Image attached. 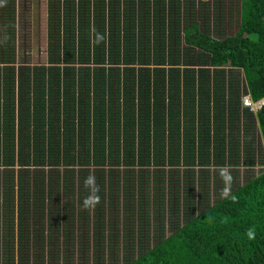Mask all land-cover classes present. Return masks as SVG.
Returning <instances> with one entry per match:
<instances>
[{
    "label": "trees",
    "instance_id": "16d2710c",
    "mask_svg": "<svg viewBox=\"0 0 264 264\" xmlns=\"http://www.w3.org/2000/svg\"><path fill=\"white\" fill-rule=\"evenodd\" d=\"M241 1L48 0L47 63L18 68L25 11L0 0V264H264V106L242 100L264 99V0Z\"/></svg>",
    "mask_w": 264,
    "mask_h": 264
},
{
    "label": "rangeland",
    "instance_id": "374dc122",
    "mask_svg": "<svg viewBox=\"0 0 264 264\" xmlns=\"http://www.w3.org/2000/svg\"><path fill=\"white\" fill-rule=\"evenodd\" d=\"M18 4H17V22H18V18H19V14L21 12V8L25 11V18H26V22H27V34H25L26 36V43L23 45H20V30L18 29V42H17V47H16V54H17V59H16V63L18 65V68L20 67V61L23 58H27L28 61L32 64V65H40L43 63H47V56H48V45H49V37H48V31H49V22H48V0H18ZM22 2V6L21 7V2ZM212 2V1H211ZM201 4V2H200ZM213 6V5H211ZM248 9V5L244 3V1L240 0V17L241 19L244 18L246 11ZM199 11V10H198ZM21 21V18H20ZM22 23V21L20 22ZM19 24V22H18ZM211 51V50H209ZM248 101H250V97H248ZM249 103V102H248ZM264 106V99L261 100L260 102L256 103V107L257 108H262ZM251 135L254 137V141L256 143L255 146V151H254V160L256 162V165L252 168H248V170L250 171H254L256 173L261 172L264 169V142H262V140L260 139V135H259V130L257 128H253L251 130ZM242 137L244 136V134H242ZM244 138V137H243ZM243 143H241L242 145ZM239 154H240V161H241V166H237L235 165H231V163H229L230 165H228L227 167H217L216 164H213L212 167H209V171H210V184H211V196L212 194L215 192V179L216 177H218V180L221 183V186L226 184V193H229V183H230V176H231V172L233 170H237L240 172V178L238 181L243 182V177L246 174V170L247 168L244 165V161L246 158L245 155V151L243 149L242 146H240V150H239ZM183 168H181L182 170ZM201 167L197 166L196 167V183H197V195L201 194L202 188L200 186V183L204 180L201 179V177L199 176L200 174V170ZM219 170H222L224 173L216 175L217 172H220ZM234 177L236 179H238V175L234 174ZM154 190L151 188V190H149L148 193H150V196H152V193ZM197 199H199V196L197 197ZM58 203V202H57ZM125 202H121V206H120V210H118V212L120 213L121 216H123L124 212V208L123 206ZM152 203V202H151ZM155 209V204H151V211H153ZM80 210V209H79ZM165 223H166V227H167V233L169 234L171 232L170 230V215L171 213L169 212V208H168V203H166V207H165ZM154 212V211H153ZM138 226L139 224L137 223L136 226V230H138ZM8 228V226L2 221V219L0 220V261L3 262V260H5V255H6V240L4 238L5 236V228ZM94 227V222L92 220V225L90 226L91 231L87 234V236H81L80 240H83V244H84V248L85 251L89 248L90 246V260L93 262V253L95 251V244L98 243V238L94 237L93 238V232L95 231V227L94 229L92 228ZM118 227L123 230V226L122 224H118ZM15 231V240L18 243V227H16L14 229ZM156 232V224H155V220L152 219L151 221V234H155ZM49 235V231L48 233H46V235ZM47 235V236H48ZM88 237V241L85 242V239ZM96 238V239H95ZM94 239V241H93ZM109 240L106 239V244L109 243ZM94 242V243H93ZM78 243V242H77ZM93 243V244H92ZM65 243H61V248L64 247ZM120 246H115V250H113V252L116 254V258L117 259H121L123 258V255L125 253L122 244H120ZM32 251H34L33 248H31ZM74 252H75V258L74 260L77 261L78 260V256L80 254L81 251V244H78L74 247ZM16 251H18V245H17V249ZM60 254V259L61 262H64L66 259V255H64L63 251H59ZM106 258L107 260L110 259V251H106Z\"/></svg>",
    "mask_w": 264,
    "mask_h": 264
},
{
    "label": "bare ground",
    "instance_id": "6f19581e",
    "mask_svg": "<svg viewBox=\"0 0 264 264\" xmlns=\"http://www.w3.org/2000/svg\"><path fill=\"white\" fill-rule=\"evenodd\" d=\"M248 97H250V101L254 104V106H255V110H256V109H260V108H257V107H256V103H257V102H254V101L251 99V96H250V95H245V96L243 97L242 100H243V104H244V106L247 107V106L245 105V102H246V100L248 99ZM249 108H250V107H249Z\"/></svg>",
    "mask_w": 264,
    "mask_h": 264
},
{
    "label": "built area",
    "instance_id": "2783aa9c",
    "mask_svg": "<svg viewBox=\"0 0 264 264\" xmlns=\"http://www.w3.org/2000/svg\"><path fill=\"white\" fill-rule=\"evenodd\" d=\"M248 102H249V103H248ZM245 105H246L247 107H250L252 110H255V106H254V104H253L251 101H248V99L246 100Z\"/></svg>",
    "mask_w": 264,
    "mask_h": 264
}]
</instances>
